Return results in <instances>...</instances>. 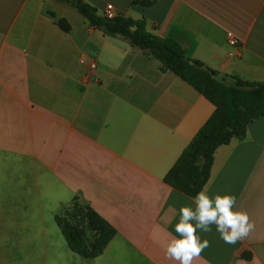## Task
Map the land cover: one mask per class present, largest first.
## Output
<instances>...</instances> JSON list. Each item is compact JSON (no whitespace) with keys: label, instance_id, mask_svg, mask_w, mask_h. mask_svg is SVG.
Listing matches in <instances>:
<instances>
[{"label":"crops","instance_id":"0c3cea01","mask_svg":"<svg viewBox=\"0 0 264 264\" xmlns=\"http://www.w3.org/2000/svg\"><path fill=\"white\" fill-rule=\"evenodd\" d=\"M82 1L100 16L112 5L118 17L143 20L220 80L264 82V0ZM214 111L76 10L0 0V264H178L164 249L192 198L164 179ZM205 189L235 196L255 228L235 244L214 225L198 232L208 247L192 264H264V115L215 151ZM76 200L116 232L93 259L74 253L55 223Z\"/></svg>","mask_w":264,"mask_h":264},{"label":"trees","instance_id":"16d2710c","mask_svg":"<svg viewBox=\"0 0 264 264\" xmlns=\"http://www.w3.org/2000/svg\"><path fill=\"white\" fill-rule=\"evenodd\" d=\"M76 10L104 36L120 39L142 50L201 94L215 111L182 152L164 182L192 198L203 190L211 172L215 151L233 139H243L247 126L264 115V82H245L235 77L219 79L217 72L189 59L183 48L172 39H158L146 31L143 20L125 17L107 19L82 0H55ZM145 6L152 3L141 1ZM57 25L64 32V20ZM70 215L76 221L55 216V223L68 247L84 259L101 255L115 235V230L87 205L74 202ZM89 235V237H88ZM90 238L88 240V238Z\"/></svg>","mask_w":264,"mask_h":264},{"label":"clouds","instance_id":"9594fccd","mask_svg":"<svg viewBox=\"0 0 264 264\" xmlns=\"http://www.w3.org/2000/svg\"><path fill=\"white\" fill-rule=\"evenodd\" d=\"M215 226L220 239L226 244H235L255 228L246 212L236 208V198L230 194H215L201 190L192 197L191 206H181L179 218L164 249L166 259L178 264H192L194 258L208 247L198 232H209Z\"/></svg>","mask_w":264,"mask_h":264},{"label":"built area","instance_id":"2783aa9c","mask_svg":"<svg viewBox=\"0 0 264 264\" xmlns=\"http://www.w3.org/2000/svg\"><path fill=\"white\" fill-rule=\"evenodd\" d=\"M102 16L107 19H114L118 17L112 5H107L105 7ZM227 39L229 46H235L236 42L234 38L231 36V34H228ZM88 69L90 72H93L96 69V63L94 61L90 62Z\"/></svg>","mask_w":264,"mask_h":264},{"label":"rangeland","instance_id":"374dc122","mask_svg":"<svg viewBox=\"0 0 264 264\" xmlns=\"http://www.w3.org/2000/svg\"><path fill=\"white\" fill-rule=\"evenodd\" d=\"M78 203V202H77ZM80 206L82 205V204H80V203H78ZM70 212H71V210L69 211V212H66V213H64V212H62L61 214H60V217H64V218H67L68 220H70V221H76V219H72V217H71V215H70ZM88 237H89V235H88ZM87 237V238H88ZM90 238H88V240H89Z\"/></svg>","mask_w":264,"mask_h":264}]
</instances>
